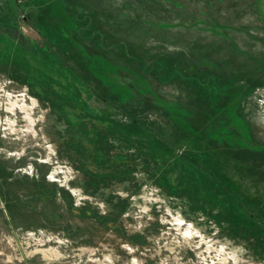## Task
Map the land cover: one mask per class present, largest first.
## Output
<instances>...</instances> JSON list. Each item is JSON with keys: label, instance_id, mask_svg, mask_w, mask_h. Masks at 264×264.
Instances as JSON below:
<instances>
[{"label": "rangeland", "instance_id": "1", "mask_svg": "<svg viewBox=\"0 0 264 264\" xmlns=\"http://www.w3.org/2000/svg\"><path fill=\"white\" fill-rule=\"evenodd\" d=\"M0 264H264V0H0Z\"/></svg>", "mask_w": 264, "mask_h": 264}, {"label": "trees", "instance_id": "2", "mask_svg": "<svg viewBox=\"0 0 264 264\" xmlns=\"http://www.w3.org/2000/svg\"><path fill=\"white\" fill-rule=\"evenodd\" d=\"M66 68H68V67H66ZM71 71V73L73 74V75H75L74 73L75 72H73V70L71 69L70 70ZM115 110H120L122 113H124L125 111H123V109H121V108H119V107H115L114 108ZM127 114V113H126ZM129 114V113H128ZM130 115V114H129ZM132 121L134 122V119H132ZM139 127H141L143 130H147V132H150V131H148V129H147V126H141V125H139V124H137ZM152 134V133H151ZM154 138H156V139H160L159 138V136L158 135H154ZM243 208V207H242Z\"/></svg>", "mask_w": 264, "mask_h": 264}]
</instances>
